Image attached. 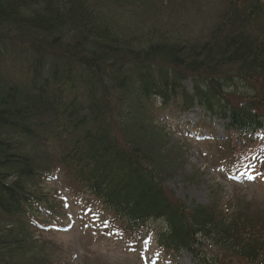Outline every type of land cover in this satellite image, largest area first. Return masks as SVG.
I'll return each instance as SVG.
<instances>
[{"label": "trees", "instance_id": "1", "mask_svg": "<svg viewBox=\"0 0 264 264\" xmlns=\"http://www.w3.org/2000/svg\"><path fill=\"white\" fill-rule=\"evenodd\" d=\"M228 2L206 42L137 48L94 19L83 0H0V217L33 225L62 216L51 193H35L55 168L20 154L13 138L21 137L56 144L67 178L132 237L158 224L163 255L264 264L262 219L188 207L125 129L129 101L155 114L179 101L228 120V133L241 139L264 130V0ZM7 244L24 249L22 240L0 236V248Z\"/></svg>", "mask_w": 264, "mask_h": 264}, {"label": "rangeland", "instance_id": "2", "mask_svg": "<svg viewBox=\"0 0 264 264\" xmlns=\"http://www.w3.org/2000/svg\"><path fill=\"white\" fill-rule=\"evenodd\" d=\"M83 1L94 19L119 41L137 48L153 41L204 43L229 3L228 0ZM21 49L16 46L15 50ZM184 86L191 91L190 81L186 80ZM154 101L160 104L159 100ZM134 105L131 101L127 104L132 111L125 127L128 137L142 145L165 171L168 193L188 207L217 208L225 215L239 212L242 215L245 211L252 214L250 220L264 222V133L244 140L232 136L226 141L227 122L209 116L197 105L185 110L176 101L159 115L151 108L141 112ZM13 140L20 154L55 168L48 175V182L39 184L35 193H51L62 216H46L35 220L33 225L0 217V236L8 241L22 240L24 245L21 251L12 244L0 248V264H195L189 255L170 257L158 253L154 242L158 224L146 226L134 237L126 233L100 201L82 193L67 178L59 165L62 153L56 144L21 137ZM255 154L261 155L252 158Z\"/></svg>", "mask_w": 264, "mask_h": 264}]
</instances>
